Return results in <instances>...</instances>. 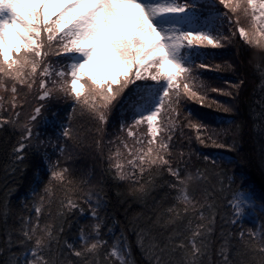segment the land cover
<instances>
[{"label":"snow or ice","instance_id":"obj_1","mask_svg":"<svg viewBox=\"0 0 264 264\" xmlns=\"http://www.w3.org/2000/svg\"><path fill=\"white\" fill-rule=\"evenodd\" d=\"M219 3L232 14H220L209 4V15L202 17L198 0H0L5 173L21 172L30 157L33 167L42 163L47 169L27 181L30 198L18 204L5 181L0 264H264V196L257 200L243 182L237 185L228 168L234 158L194 150L192 136L184 132L193 131L204 148L238 152L241 123H206V117L182 113L185 98L224 113L239 111L208 94L238 99L243 78L228 88L213 87L193 71L221 68L196 62L208 55L202 46L219 47L238 33L246 44L264 50V0ZM241 13L251 18L250 28L241 25ZM225 17L230 24L235 18L229 35L222 32ZM107 49L114 57L108 61L112 75L86 77L85 68ZM54 55L68 63L53 64ZM224 67L232 66L225 62ZM256 67L260 83L253 93L260 110L253 131L264 160V68ZM197 80L192 91L189 85ZM59 100L71 101L66 115L53 103ZM117 108L133 119L132 125L120 121L116 137L129 158L121 162V149H109L95 185L77 180L71 165L93 147L104 156L106 126ZM142 123L151 133L143 140L133 132ZM105 177L124 203L147 206L150 200V210L128 214L126 209L125 219L117 220L107 211ZM122 183L126 190L119 189ZM245 217L260 223L246 228Z\"/></svg>","mask_w":264,"mask_h":264},{"label":"trees","instance_id":"obj_2","mask_svg":"<svg viewBox=\"0 0 264 264\" xmlns=\"http://www.w3.org/2000/svg\"><path fill=\"white\" fill-rule=\"evenodd\" d=\"M209 4L215 6V11L223 14L228 12L229 15L232 13L229 12L227 8L219 3V0H198V10L201 12L202 16L209 14ZM240 23L245 28H250L252 20L250 17L240 14ZM232 27L235 29V18L230 24L227 21V18H224V23L222 25V32L224 35H229L228 29ZM202 51L208 53L204 59L197 60V63H207L211 65L220 64V69H197L194 68L193 71L198 74V76L208 85L213 87H224L228 88L231 83H235L239 78L244 79V85L239 93L238 99H233L232 97L225 96L221 93H209L208 95L215 100L220 101L223 104L233 105L239 111H234L233 113H224L217 109L215 105L208 107L207 103L201 104L197 100L185 98L182 103V113L192 112L193 114H198L201 117H206V123H212L213 121H223L227 119H233L238 123L242 124L241 132L238 136V152H230L227 149H216V148H204L195 142V133L190 129L185 128L184 132L186 135H190L193 138V148L194 150L201 151L202 153L213 152L217 154H223L225 158H234L235 163L228 165L230 174L238 177L236 183L240 185L243 184L252 190L259 200L260 197L264 196V160L261 158V148L258 137L253 131V125L257 123L256 120L257 113L260 110V105L257 103L259 96L253 93V89L256 85L260 83V71L257 69L256 65H260L261 68H264V50L250 46L246 44L237 33L235 36H232L229 41H222L221 46L214 47L210 45L202 46ZM67 55V54H61ZM53 64L55 60L59 59L60 62L67 63L68 61L62 60L61 56H51ZM225 62L230 64L232 67H224ZM59 64V63H57ZM88 77V76H86ZM225 80L229 81V84H225ZM142 81H137L141 83ZM199 81H192L190 87L192 91H196L194 84H198ZM131 87V85H130ZM35 103V101H33ZM59 109H64V115L67 112L71 111V101L69 100H59L54 101ZM27 110V109H25ZM57 108H53L52 111H56ZM113 115H110L109 124L107 127V135L104 138L105 147H104V156L101 157L93 148L88 149L80 153L76 158L71 167L74 170V175L77 180H89L90 184L95 185L99 180L101 175L104 173V169L107 165V157L111 152H116L117 148L121 149L123 154V160L126 161L127 152L123 149L122 145L116 140L118 135L121 133L118 131L119 123L121 120H124L127 124L132 125L133 119L130 113H125L121 115L119 109L113 110ZM50 115V113H48ZM215 128H227L226 123H214L212 124ZM44 126L41 125L40 130L43 131ZM133 132L135 136L144 139L146 136L151 135L149 131V126L147 123L140 124L133 127ZM126 135V133L124 134ZM227 138V137H222ZM183 139V138H180ZM108 141H113L109 144ZM129 145L134 144L132 137H127ZM90 142V140H89ZM185 145L187 141L184 140ZM139 147V145H137ZM50 152L53 151L51 148L48 149ZM56 159V155H53V160ZM35 158L30 157L26 161L27 167L23 168L21 172L16 174L9 172L5 173V164L8 162L7 158L3 151H0V195H3L5 181H7L8 187L12 189V194L10 199L14 204H18L21 198L28 195L30 198V193L28 192V180L37 172L47 171L46 165H40V168L37 169L33 167ZM195 162V157H193ZM45 180H47V175H45ZM15 181V183L13 182ZM105 192L109 200V205L107 211L114 215L117 220L125 219V210L127 209L128 214H134L137 212H148L150 210L151 201H148V205L138 202V201H129L124 203L121 198H118L117 186L113 184L111 179L105 177ZM43 187V185H41ZM128 184H120V190H126ZM159 197L157 196V199ZM79 218V217H78ZM81 219V223H84L87 219V214L84 218ZM245 227L255 228L258 226L260 221L255 217H245ZM116 231H119V228H116ZM2 236V233H0ZM130 239L134 240L135 237L131 236ZM137 257H139L138 249H134Z\"/></svg>","mask_w":264,"mask_h":264},{"label":"rangeland","instance_id":"obj_3","mask_svg":"<svg viewBox=\"0 0 264 264\" xmlns=\"http://www.w3.org/2000/svg\"><path fill=\"white\" fill-rule=\"evenodd\" d=\"M259 14V13H257ZM209 15V14H208ZM208 15H204L202 17H207ZM111 59H114V57L111 56V50H106V55L98 54L96 57H94L91 65L85 68V75L86 76H96V77H109L112 75V68L110 66ZM59 63V65H62V62H60L59 59L55 60V64ZM68 63V62H67ZM63 63V64H67ZM118 64V62H117ZM172 71H175L174 69H170ZM159 123L158 119L153 123V127H155ZM145 124V123H142Z\"/></svg>","mask_w":264,"mask_h":264}]
</instances>
